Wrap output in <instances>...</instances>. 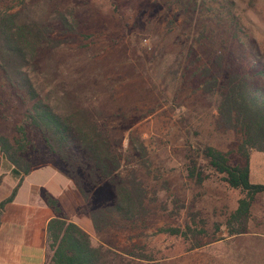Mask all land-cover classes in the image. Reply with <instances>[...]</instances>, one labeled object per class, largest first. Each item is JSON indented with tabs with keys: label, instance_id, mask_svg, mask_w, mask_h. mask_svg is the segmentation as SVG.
<instances>
[{
	"label": "rangeland",
	"instance_id": "1",
	"mask_svg": "<svg viewBox=\"0 0 264 264\" xmlns=\"http://www.w3.org/2000/svg\"><path fill=\"white\" fill-rule=\"evenodd\" d=\"M192 1L195 13L188 21L182 17L168 33L174 11L168 5L159 11L153 0H50L53 9L74 10L80 26L55 51L53 70L45 76L42 65L33 76L39 78L36 86L43 89V99L67 94L89 112L109 132L123 176L134 172L146 184V215L134 223L117 220L103 233H93L94 245L122 254L142 249L150 260L138 264H264V194L251 208L247 233L229 237L225 222L238 192L215 178L196 185L186 177L187 142L227 151L238 138L217 128L213 99L183 77L187 49L197 45L201 20L207 22L205 28L217 27L221 39H228L225 54L233 52L242 70L263 67L264 0ZM219 41L212 48L207 41L194 48L210 67H215L212 55L223 53ZM14 118L0 120L1 134H13ZM130 145L137 152H130ZM37 157L31 153L33 161ZM249 168L252 182L264 184V153L253 152ZM63 203L65 216L73 215L71 206ZM84 208L81 203L77 211ZM83 219L90 222L87 216ZM167 228H179L186 236L160 232Z\"/></svg>",
	"mask_w": 264,
	"mask_h": 264
},
{
	"label": "trees",
	"instance_id": "2",
	"mask_svg": "<svg viewBox=\"0 0 264 264\" xmlns=\"http://www.w3.org/2000/svg\"><path fill=\"white\" fill-rule=\"evenodd\" d=\"M49 1L0 0V120L15 117L13 134L0 133V157L10 164L11 175L17 181L10 195L0 202V216L14 200L23 178L49 164L72 182L85 203L82 213L99 235L117 220L134 223L146 215V184L134 172L123 176L109 132L102 130L89 112L74 105L67 94L57 98L48 95L45 99L40 96L43 89L36 86L40 81L33 76L34 69L43 65L47 76L54 67L55 51L80 26L74 10L53 9ZM153 1L159 3V11L165 5L174 11L167 22L168 33L182 17L188 16V21L197 6L192 0ZM200 24L197 45L190 44L187 49L189 61L183 67V77L187 76L195 90L213 99L217 128L232 133L238 141L227 151L197 140L187 142L185 172L196 185L215 178L238 192L236 207L228 215L225 228L229 237L241 236L248 231L253 204L264 194V184L252 182L249 168L250 155L264 153V66L254 72L242 70L233 52L225 54L223 46L228 39H221L224 36L218 28H205V20ZM217 39L223 53L212 55L215 67H210L194 48L204 47L203 41L212 48ZM250 69L254 70V64ZM58 100L64 101L67 109L61 108ZM34 151L38 157L33 161ZM132 151L136 150L130 145ZM38 161L42 164L37 166ZM41 197L53 215L46 225L44 264H138L150 260L139 248L122 254L94 245L89 234L67 219L56 199L46 192H41ZM160 232L186 236L179 228Z\"/></svg>",
	"mask_w": 264,
	"mask_h": 264
},
{
	"label": "crops",
	"instance_id": "3",
	"mask_svg": "<svg viewBox=\"0 0 264 264\" xmlns=\"http://www.w3.org/2000/svg\"><path fill=\"white\" fill-rule=\"evenodd\" d=\"M11 166L0 157V202L7 198L16 184ZM41 192L56 199L64 211V203L74 210L67 219L91 237L94 229L91 221L85 222L83 213L77 211L83 204L72 182L53 166L46 164L32 170L23 178L14 200L5 206L0 216V264H44L47 245L46 225L53 215L45 205ZM89 225V226H88Z\"/></svg>",
	"mask_w": 264,
	"mask_h": 264
}]
</instances>
